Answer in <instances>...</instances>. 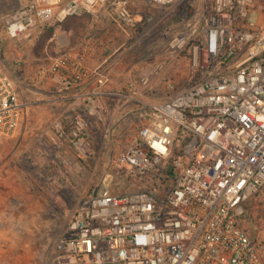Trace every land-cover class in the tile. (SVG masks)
<instances>
[{
	"label": "built area",
	"instance_id": "obj_1",
	"mask_svg": "<svg viewBox=\"0 0 264 264\" xmlns=\"http://www.w3.org/2000/svg\"><path fill=\"white\" fill-rule=\"evenodd\" d=\"M109 1L24 0L1 20L7 37L20 40L52 20ZM117 4L119 22L137 31L130 0ZM202 23L175 46L195 45L196 80L187 89L167 79L169 62H161L125 91L105 90L109 79L101 74L86 95L85 110L98 119L100 96L137 105L143 127L117 163L139 188L122 193L108 183L92 187L59 243L55 264H264V241L244 225L248 200L264 190V0H212ZM56 75L71 90L92 72L63 54L40 66L33 81ZM159 85L170 95L149 99ZM26 106L0 59V143L18 134ZM69 126L74 150L90 157L88 122L75 117ZM170 177L173 186L164 193Z\"/></svg>",
	"mask_w": 264,
	"mask_h": 264
},
{
	"label": "rangeland",
	"instance_id": "obj_2",
	"mask_svg": "<svg viewBox=\"0 0 264 264\" xmlns=\"http://www.w3.org/2000/svg\"><path fill=\"white\" fill-rule=\"evenodd\" d=\"M211 2L175 0L171 5L159 4V16H163L158 26L159 39L152 48L142 36V44L136 49L142 63L132 80H139L158 63L169 62L167 79L178 90L187 89L196 80L192 73L195 45L184 43L176 48L172 36L176 30L178 38L188 37L193 28L200 30L204 11ZM46 36L31 33L20 40H10L0 21L1 65L7 70L14 68L18 91L19 85L26 86L24 94L19 92L24 103L31 101L32 91L37 92L39 101L41 84L33 78L40 66L51 62L50 57L61 56L45 49ZM169 95L165 86H158L157 99L164 100ZM56 112L55 107L41 106L39 102L27 105L18 134L0 143V264H55L59 243L78 204L92 187L108 183L113 191L122 193L139 188V182L117 163L119 154L139 137L143 127L139 114L131 127L116 122L101 128L96 126L101 122L85 118L92 155L81 158L69 140V123L79 115L60 120ZM30 117L34 122L27 129ZM172 186L170 177L162 192L169 193ZM244 225L250 235L264 241V190L248 200Z\"/></svg>",
	"mask_w": 264,
	"mask_h": 264
},
{
	"label": "crops",
	"instance_id": "obj_3",
	"mask_svg": "<svg viewBox=\"0 0 264 264\" xmlns=\"http://www.w3.org/2000/svg\"><path fill=\"white\" fill-rule=\"evenodd\" d=\"M117 1L119 0H111L83 15L70 16L62 22L52 20L32 30L35 36L40 35L41 38H45L47 35L46 50L51 51L52 54L57 53L58 56L71 54L75 61L87 67L92 75L71 90L64 88L63 75H56L41 84L39 101L36 97L37 92L32 91L29 97L31 101L25 104L34 105L38 102L41 106L46 104L57 109L56 113L60 120L79 115L78 117L89 118L95 123L101 122L96 124L98 127L102 126L101 128L110 127L116 122L127 123L128 127L133 125L135 118L138 117L137 105L117 97L104 95L98 98V106L102 112L101 119L90 117L85 110V97L98 84V77L101 74L109 79L104 87L105 90L125 91L128 83L135 81L132 80L135 69L142 63L141 54L136 50L137 46L142 44L143 37L148 40L147 43L152 48L159 39L158 26L163 21V16H159L162 13L159 4L152 0H130V9L138 21L137 31L131 32L117 18ZM23 3L24 0H0V21L3 16L17 10ZM139 35L141 36L138 39ZM172 39V43L175 44L178 40L177 30ZM1 56L3 55L0 51ZM52 59L50 57L49 62ZM13 69L10 67L8 71L16 81ZM27 77L26 75L25 79ZM33 77L32 74L31 78ZM25 87L19 85L23 94ZM148 96L153 101H160L156 98V92ZM33 122L30 117L25 125L26 128L29 129ZM38 124L42 125V122Z\"/></svg>",
	"mask_w": 264,
	"mask_h": 264
},
{
	"label": "trees",
	"instance_id": "obj_4",
	"mask_svg": "<svg viewBox=\"0 0 264 264\" xmlns=\"http://www.w3.org/2000/svg\"><path fill=\"white\" fill-rule=\"evenodd\" d=\"M169 174H170V175L172 174V168L169 169Z\"/></svg>",
	"mask_w": 264,
	"mask_h": 264
}]
</instances>
